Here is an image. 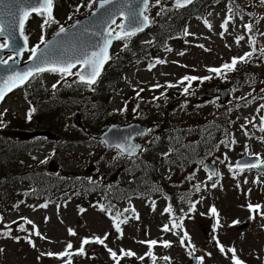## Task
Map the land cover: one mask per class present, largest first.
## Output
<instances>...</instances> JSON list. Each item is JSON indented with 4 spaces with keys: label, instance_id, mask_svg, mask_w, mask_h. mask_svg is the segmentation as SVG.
I'll return each instance as SVG.
<instances>
[{
    "label": "rangeland",
    "instance_id": "374dc122",
    "mask_svg": "<svg viewBox=\"0 0 264 264\" xmlns=\"http://www.w3.org/2000/svg\"><path fill=\"white\" fill-rule=\"evenodd\" d=\"M97 1L95 0L93 3L92 0H59L60 5L54 7L56 23L46 26L43 32L41 30L43 18L37 15L31 17L24 30V34L28 37L29 47L23 53L20 62L29 58L32 47L38 44L43 45L40 44L41 35L45 41L48 40L58 32L61 26L71 25L87 15ZM153 1L149 9L150 12L160 14L162 11H166V14H160L157 20L170 14L167 10L173 0H159V3L156 0ZM89 5L91 6L89 7ZM251 5L252 13H249L247 6L242 4L243 11L246 13L245 17L241 19L235 17L228 24L227 30L221 25L224 18L230 15L222 4L215 6L207 13L209 24H204L199 20L188 21L187 35L185 34L187 38L184 39V42H172L170 46L168 45L166 52L161 56L164 63L152 70L144 66H137V63L120 65L123 62L120 58L121 52L116 54V59L119 60L118 64L121 67V76L117 77L114 72L117 63L110 64L106 76L112 78L113 82H118L116 85L99 86V94L90 103L95 100L103 101L105 111L99 114L92 113L93 118L84 110L83 94L86 93V87L74 80L76 71L70 76L52 75L51 73L42 76L44 87L47 88V93L50 96L49 99L52 100L55 94H63L66 98L64 99L63 118L59 124H53L54 127L60 126L59 136L69 139V141L75 136L78 143L84 140L86 145H79L75 148L67 147L60 152L53 153L50 152L52 146L47 143L39 150V154H36L38 157L36 159L28 155L11 156L10 162L0 173V177L16 170H19V173H12V176H8L3 183H0V206L5 199L11 206L9 209L13 208L5 214L2 224H0V264H57L68 257L72 264H116L108 249L117 253L119 264H153V257L155 264H192L190 258L192 252L197 258H202L200 264H232L231 253L227 252L228 248H234L237 257L244 264H264V217L257 214L255 219L251 220L250 216L254 213H250L247 208L248 204L260 205L262 206L260 212H264V175L252 181V174L238 175L228 169L230 166L232 168L233 162L240 158L245 151L264 154V145L247 137L242 131V128L250 129L249 131L254 132L256 136L264 137V132H258L257 127H252L250 124L253 121L252 124L257 126L256 120L253 119L255 108L251 107L248 111L240 112L241 117H237L236 114L242 109L237 103L239 100L246 99V96L233 92V101L227 105V118L233 120L231 128L234 131V147L227 148L223 142L216 146V149L212 150V154L207 157L208 160L216 161L223 166V175L215 182V187L210 186L200 192L196 198L198 202L193 216L186 218L183 223H179V227H172L173 223H176V218L174 221L168 219V214L164 210V202L158 200L160 197L157 196L155 190L152 191L157 196L154 209L151 210L144 201L152 194L151 190L146 188L148 184H143V175H139L136 171L146 165L142 162L139 165L133 163L140 156L131 162L127 163V160L124 159L120 163L115 160L117 156L115 151L104 150L103 145L93 138V136L103 133L112 122L120 125L133 122L152 123L156 128L160 113L177 104L180 110L174 109L168 115L170 123L190 122V127H193L216 116H222L224 105L215 101L203 102L200 101L202 100L200 96H191L198 92L196 88L187 94H181L176 88L167 85L175 84L181 76L189 75L200 79L210 77V79H204L206 90L224 85V81L213 76L216 74L209 72L208 69L222 68L224 64L231 63L232 58L242 57L249 51L246 28L243 24L251 20L252 32L257 36L256 40L259 41L260 47L264 46V36L257 35L264 28V5L260 3V0H252L249 2L248 8ZM249 14L254 15V18H250ZM119 26L120 22H117L110 30L116 29L117 32ZM238 36L244 37L239 45L237 43ZM0 43L4 44L3 39H0ZM119 45L116 43L113 52H117ZM256 54L258 57H255ZM9 57L10 55L6 56L4 60ZM250 64L251 68L249 69L252 71L250 79L264 78V56L259 51L254 54ZM111 70L113 73H110ZM229 77H231L230 79L232 77H238V79L246 77L245 79H247L246 70L238 69ZM61 81H66L69 84L65 87L60 85L56 86L57 88L54 87L55 82ZM259 83L264 86V80ZM157 85L162 86L156 89L151 88V86L156 87ZM247 90L248 88L244 92ZM164 96L166 98L160 100V97ZM184 101L187 103H183ZM77 102L81 104L83 113ZM34 105L36 109L40 110L36 103ZM28 106L29 102L25 98V92L20 90L10 96L0 109V113L4 114L2 119L6 122L5 125L0 126V154L3 153L2 144L5 141H9L10 145L20 141L15 136L18 126L22 125L20 127L25 128L23 131L30 132L28 131L29 122L24 120ZM53 106L55 107L54 104ZM258 109L257 104L256 110ZM185 110L187 112L179 115L181 111ZM104 113L109 115L108 121L100 118ZM51 114L49 112L46 117L55 121L56 117ZM76 114L80 116L79 127L73 121ZM142 114L147 117H137ZM95 115L99 117H95ZM39 116H44V114ZM172 118H175L174 121H171ZM201 118L203 119L200 120ZM10 121L15 122V125H11ZM41 122L45 123L46 120L43 118ZM68 124L74 128L73 132L69 129ZM88 129L95 135L91 136ZM159 139L154 130H151L146 136L136 139V142L144 144V147L141 145L140 149L142 150L139 154H142L143 157L147 155L149 161V157L154 156L153 152L158 150ZM160 146L166 147L162 144ZM158 151L163 153L165 150ZM45 152L47 153L45 154ZM44 156H46L44 161H46L47 168L56 172L58 176L61 175L62 178L66 174H78L77 178L89 177L90 174L98 172L102 175V180L98 179L99 185L104 188H113L115 191H119V188L124 189L125 197L133 199L132 203L136 209L135 218L133 219L132 216L127 219L126 223H121V232L118 233L114 227V218L109 217L105 211L101 210L100 195L93 194L87 200L79 195L78 209L72 200H63L59 207H56L55 204L42 207V202L28 200L27 195H20L18 192H33L32 176H34V172L29 171L32 164L36 167L42 165L40 160ZM223 157L225 158L223 159ZM170 166H177L181 170L190 169L189 176L197 183L202 184L203 179H206V175L199 170L203 166L197 163L195 156L184 160L172 159ZM170 174L171 177H174L172 171ZM155 176L145 179L150 181ZM192 180L189 185L192 184ZM172 190L173 188H171ZM180 202L184 205L186 199H181ZM5 206L8 207V205ZM213 207L217 210L218 216L211 215L210 209ZM124 217V214L121 215L119 220L121 221ZM217 219L219 220L218 225ZM25 220L32 223H25ZM234 221H239V223L234 224ZM167 224L170 231H162ZM214 225H216L215 231H213ZM21 226H23V231L20 230ZM69 229L73 230L76 235H69ZM37 231L41 234L40 236L35 234ZM4 232L7 233L6 236H2ZM184 233H187V237L184 236ZM105 234H108V238L103 245L95 242L89 243L83 246V255L76 254L81 248L83 239L103 238ZM182 239L184 240L183 245L181 244ZM151 240L157 241V245L151 249L146 243H140V241ZM217 240L224 246L225 253L219 251ZM164 241L170 242L171 246L164 247ZM69 243L72 245L70 250L67 249ZM121 250L131 251L136 255L124 256ZM65 251H70L71 255L63 259L57 258L55 255H47V253L59 254ZM149 251L152 253L151 256L148 255ZM197 252L199 256H197ZM164 257L169 259L165 260Z\"/></svg>",
    "mask_w": 264,
    "mask_h": 264
},
{
    "label": "trees",
    "instance_id": "16d2710c",
    "mask_svg": "<svg viewBox=\"0 0 264 264\" xmlns=\"http://www.w3.org/2000/svg\"><path fill=\"white\" fill-rule=\"evenodd\" d=\"M224 1L230 6V8H232V10L238 12V9H236V0H196L193 3V5H191L189 8L185 10L174 11L172 8H168L167 12H170V14L156 21L155 19H157L160 16V14H166V11H162V13L160 14L155 13L157 14V16H155L154 13L149 11V14L151 15L154 21L153 28L148 32L149 39H147L146 41H140V39L137 38L130 39L132 40L130 44L126 48H124V50L121 52L120 58L123 62L120 65L124 66L138 62H145L147 64H150L156 59L157 56L156 53H160L166 50V48H168L172 42L176 41L175 39H177L182 35L185 29V24L187 23L188 20L196 16L202 17L204 15L203 12L206 9H208L213 5L220 4ZM53 4L55 6L60 5L59 0H53ZM150 7L151 4L149 6V9ZM116 60L117 59L115 54L113 57V63H117V64L114 72L116 73L117 77H120L121 67L118 64L119 60L117 61ZM107 72L108 70L106 69L105 74L101 79V83H100L101 87H103L104 85H110V86L116 85L118 82V81L113 82L112 78L107 77L106 76ZM110 73H113V70H111ZM34 79L31 80L30 83H28L24 89H25V98L29 102L30 108L35 109V111L33 112L30 121L25 119L26 117L24 118V120L29 122L28 127L29 130L31 131H45V130L56 129L58 128V126L54 127L53 124L54 123L59 124V122L62 120L64 113V102H65L64 99L66 98L63 94H55L52 100L49 99L50 96L47 93L48 92L47 88L44 87L43 81L40 79V77H37L35 80ZM60 86L65 87V85H60ZM99 89H100L99 87L97 89H93V87L88 86L86 87V93L83 94L84 110L88 112V114L92 116V118L94 117L92 113L99 114L105 111V105L103 101L95 100L92 103H90V101L94 100V97L99 94L98 93ZM68 92L69 91L67 90V93ZM60 96H63V98H60ZM35 103L40 110L36 109V106L34 105ZM77 103L82 109L81 104L79 102ZM53 104L55 105V107L53 106ZM49 112L52 113L51 115H54L56 117L55 121H53L51 118L46 117ZM82 113H83V109H82ZM41 114H44V116H39ZM37 116L39 117L35 120ZM95 117H99V116L95 115ZM137 117L146 118L147 116L145 114H142ZM227 117L228 114H226L224 120L221 121L227 120ZM43 118L46 120L45 123L41 122ZM100 118L106 119L107 121L110 119L107 113L102 114ZM216 119L220 120V117L216 116L213 120ZM119 122L122 121L119 120ZM10 123L11 125H15V122L13 121H10ZM45 125H49V126H45ZM20 126H18V130L25 129V128H21ZM89 132L91 133V136L95 135L92 131L89 130ZM227 132H228V127H223L219 125L217 120L215 122H211L208 126H205L203 128L201 137L198 136L197 137L198 140L192 144L186 145L185 143L179 140L174 139L175 141H173L171 139H164L163 145L170 148L172 150L171 153H174L173 151H175L177 154L183 155L184 157L181 158L182 160L189 159L191 158L190 154H192L190 148H193L194 152L196 153V151L199 152V148L204 145H209L211 143L217 146L219 144L217 137L226 134ZM226 137L227 135L224 136L223 139L225 140ZM67 144L68 143L66 140H60L58 143V147L56 148L57 152H59L61 149L67 146ZM31 147H32V143L30 142H19L17 144L10 145L9 141H5L2 144L3 153L0 154V165H2L0 166V173L4 171V168L10 162V158L12 155L15 157H21L22 155H26L29 153L28 151L30 150ZM177 154L174 155L179 157ZM142 157L143 156H140V158L137 159L138 161L135 160L137 161L136 164L139 165L142 162L146 165V167L139 168L136 171L139 175L141 176L143 175L144 178H150L153 175H155L156 172L153 173L152 170L153 166L148 162H146L145 160H142ZM165 157H166L165 155L162 157L160 156L159 159L164 160V162H168L170 165L172 159L169 161V157L167 158ZM115 160L117 159L115 158ZM122 161L123 158L118 159V162L121 163ZM108 171L110 173V170ZM32 172H34V176H32V183L34 187H33V192L29 194V197L34 201L36 200V201L46 202V200L54 199L57 201H61L62 203L63 200L66 199V200L75 201L78 208L79 195L83 196L84 199L87 200L90 196L96 194V195H100L99 196L100 199L103 198V203L100 204L101 208L103 207L107 212H115V209H119L117 204H115V200L117 198H124L126 196V192L124 191V189L119 188V191H115L113 190V188H104L103 186L99 185L100 181L99 180L97 181L96 179L93 183H91V179L89 180L84 177H79L77 179L71 178L65 180L61 178V175L58 176L56 172L47 168L46 164H42L39 167L35 166ZM6 176H11V175L7 173ZM156 176L158 177L157 178L158 185L155 187V181L153 180L151 184L150 193H152V191L155 190L156 192L162 194L164 193V190L167 189L168 193L170 194L172 193V197L175 198L176 200L189 199L190 202L191 199H193L199 193V191L196 190V187H192V188L186 187L183 190L171 191V186L165 182L166 180L169 179V176L166 175L161 178L157 173ZM68 180H72V181H68ZM145 181L149 182L147 181V179H145ZM106 195L109 196L107 200L111 199L109 203L111 208L104 204ZM5 205H8V207ZM9 207H11L9 203H7L4 200V203H2L0 206V212L5 213L13 209V208L9 209ZM173 213L175 215L184 214L185 216L183 218H189L192 216V210L189 211V208L186 205H183L182 207L178 205L177 208H173ZM6 235H7L6 232L2 233V236H6Z\"/></svg>",
    "mask_w": 264,
    "mask_h": 264
},
{
    "label": "snow or ice",
    "instance_id": "6c2138e0",
    "mask_svg": "<svg viewBox=\"0 0 264 264\" xmlns=\"http://www.w3.org/2000/svg\"><path fill=\"white\" fill-rule=\"evenodd\" d=\"M92 2L94 3L95 0H92ZM111 2H112V0H102L99 7L104 8L106 4H109ZM156 2L159 3V0H156ZM191 2H192V0H176V7L177 8L184 7L185 4H190ZM17 3L22 4L23 0H17ZM260 3L262 5H264V0H260ZM0 4H3V0H0ZM143 4H144V8L146 10L147 5H148V0H143ZM3 6L8 9V12H7L8 15L16 17L18 20L19 35L23 39V47L17 49V53H16L17 55H20L23 50H28L27 49L28 37L24 34V29H25V23L33 14L43 18V23L41 24L42 32L46 26H49L51 23H56L53 15H52L53 0H28L27 6L18 7L16 12H13L11 6H9L8 4H3ZM90 6L91 5H89V7ZM77 11H79V9H77ZM229 12L230 13L233 12L232 8H229ZM3 15H5V13L0 12V36H5V27H4V23L2 20ZM69 19H71V17H69ZM127 19H128L130 24L134 25V28L132 30H124L125 26L121 25L120 27L123 31V35L116 34L115 36H113V33L111 31H109L104 35L103 45L99 47L98 51L93 50L90 53L86 52L82 57H77V58L71 59V60H67V59L54 60V59H52V57L50 55V51L47 50L48 44L45 42L43 35H41L40 44L44 45L46 51H39V47H40L39 44L30 49L31 59L39 60L40 64L35 69H29L28 71L24 72L23 74L15 73L14 75L9 76L7 78V80L4 81L3 87H0V102H3L4 97H5L7 92L11 91L14 87H18L21 84H23L30 76L33 75V73H42V72L48 71V72H53V73H59L61 76H66V75L70 76V75L74 74L72 72V69L74 67H76L77 64H79L81 66V70L76 72L74 75L79 77V82H81V83H83L89 87L94 85L97 82V78L101 74V70L103 69L104 64H106L108 62V60L110 59L108 49L112 43V40L113 39L119 40V39H124L126 37H130V36L134 35L136 32L142 31L143 27L148 23V17L146 15H143L142 12H132L127 17ZM230 19H231V16L228 19H226L224 21V23L221 25V27L224 28L225 30H227V26L230 22ZM111 23H115V21L112 20ZM209 27H210V25H209ZM244 27L249 32L252 31V25L251 24L244 25ZM15 29H16V24L15 23L10 24V30L7 33L8 38H14ZM66 31L67 30L63 26H61L57 32V36H59L61 34H65ZM243 39H244L243 36L238 37L237 43H239ZM251 43L253 45H255L254 40L251 41ZM5 47H7L6 44L0 43V49H4ZM255 51H256V49L253 47V51L246 53L245 56L239 57V58L234 57L231 60V63L224 64L222 66V68H209L208 71L212 72V73H216L218 75L221 74L222 72H224L225 70L233 71V70H235L237 63L247 62L248 58L251 57ZM259 51H260L261 55L264 56V48L259 49ZM161 62L162 61H157V63H161ZM5 63H7V61L0 60V64H5ZM197 79H200V78H197L194 76L183 77L181 83H183L184 81H187L188 85H189L188 87H185L183 89L184 94H187L189 92V87L191 86V82L195 81ZM202 79H210V77H204ZM167 86L173 87L174 85L169 84ZM141 91H142V89H141ZM262 107H264V106H262ZM34 111H35V109H30L27 112L26 119L28 121L31 120L32 114ZM3 115H4L3 113H0V126H3L6 124V122L2 119ZM261 123L264 124V120H262ZM260 131L264 132V127H261ZM140 134H143V133H140ZM115 147L117 149H119L122 153L127 151L128 155H132L135 153L136 148L139 146L128 145L127 148H125V145L116 144ZM257 159H259V158L257 157ZM44 162H46V161H42V163H44ZM236 167L243 170L244 168H249V169L250 168H256V167H259V165L251 164V163L241 164L238 162ZM205 170L207 171V168ZM229 170L232 171L231 166H230ZM213 175H216V173L215 172H209L208 178L211 180ZM213 187H215V184H213ZM196 190L199 191V186H197ZM42 207H46V205H42ZM261 207L262 206H260V205H252V204L247 205V208H248L250 213H255V214H258V215H261L262 217H264V212H260ZM191 208L194 209L195 205L194 204L191 205ZM101 210L105 211V209L103 207L101 208ZM171 211H172L171 206H169L165 209V212L171 213ZM210 213L213 216H218V213H217V210L215 209V207L210 209ZM119 215L120 214L117 213L116 217L114 218V227L118 233L121 232L120 224L127 222L126 220L120 221ZM136 218L138 219V216ZM250 219H255V215L250 216ZM25 223L31 224L32 222L25 220ZM233 223L236 224V223H239V221H234ZM218 224H219V220L217 219V225ZM179 226L180 225L178 223H175V222L172 225V227H179ZM34 227L35 226L33 225V228ZM215 227H216V225H214L213 231H215ZM20 230L21 231L24 230L23 226L20 227ZM162 231H164V232L170 231L169 226L165 225L163 227ZM35 234L37 236L41 235L38 231ZM69 235H76V233L73 230L69 229ZM184 236L187 237V233H184ZM41 238H43V237H41ZM107 238H108V234H105V236L103 238L95 237L94 240H89L87 238L83 239L81 242V248L78 250V252L76 254L83 255L84 254V247L83 246L87 245L89 243L95 242L97 244L103 245L104 241ZM29 243H31V241H29ZM140 243H146L148 245L149 249H151L153 246L157 245L156 240L140 241ZM183 243H184V240L182 239L181 244L183 245ZM216 243H217V246L219 248V251L221 253H225L224 246L221 245L218 240L216 241ZM163 246L164 247H170L171 244L168 241H164ZM67 249H69V250L72 249V245L70 243L67 245ZM108 251H109L111 258L114 261H116V264H119V259L117 257V253L115 251H112V249H108ZM121 251H122L124 256L132 257V256L136 255L134 252H131V251H124V250H121ZM227 252L231 253L230 258L232 260V264H244V262L237 257L236 250L234 248H228ZM47 255H49V256L55 255L57 258L63 259L64 257L70 256L71 252L65 251V252L59 253V254L47 253ZM148 255L149 256L152 255L151 251H149ZM141 259H143V257H141ZM164 259L168 260L169 258L164 257ZM201 261H202V258H201ZM67 264H72L70 259L67 261ZM153 264H155V258L154 257H153Z\"/></svg>",
    "mask_w": 264,
    "mask_h": 264
},
{
    "label": "water",
    "instance_id": "95a60500",
    "mask_svg": "<svg viewBox=\"0 0 264 264\" xmlns=\"http://www.w3.org/2000/svg\"><path fill=\"white\" fill-rule=\"evenodd\" d=\"M101 2L102 0L98 1L96 7L88 15L76 21L72 25L66 27L65 29L67 31L65 34L57 36L56 33V35H54L50 40L46 42L48 44L47 50L50 51L52 59L71 60L77 57H82L86 52L90 53L93 50L98 51L99 47L103 45L104 35L107 33L108 28L113 24L111 23L112 20L116 21L118 18H122V25L125 26L124 30H132L134 28V25L129 23L127 17L132 12H142L144 15L145 8L143 0H112V2L106 4L104 8L99 7ZM3 4H8L9 6H11L12 11L16 12L18 7L27 6L28 0H23L22 4H18L17 0H3ZM3 4H0V12L5 13V15H3L2 17L5 27V36H0V39L5 40V44L7 45V47H5L4 49H0V60H3V58L8 54H12V58L8 59L7 63L0 64V87H3L4 81L7 80L9 76L14 75L15 73L23 74L29 69H35L40 64L39 60H33L31 59V57L28 61L20 63L22 53L26 50H23L20 55L16 54L17 49L23 47V39L19 35L18 20L16 17L7 14L8 9L5 8ZM13 23L16 24L14 38H8L7 33L10 30V24ZM148 25L149 23H147L143 27L142 31H144L148 27ZM120 30V34L123 35L122 29ZM114 40L116 39H113L112 43ZM110 47L108 49V53ZM39 51H46L44 45L39 49ZM34 74L37 73H33V75ZM23 84H21L20 86H22ZM18 87H14L11 91L7 92L4 98H6L13 90ZM227 93L228 90L222 91V95H220L222 101H224ZM205 97L206 96H204V98ZM211 97L212 96H207L205 99H209ZM78 119V116H75L76 124H78ZM151 127V125L142 126L137 123H132L126 126L110 125L100 136L97 137V139L105 144L106 149L116 148V144L125 145V148H127L128 145H135L133 143L134 137H137L138 135H140V133H143ZM15 135L20 140H30L37 136L38 133L18 131L15 133ZM46 135L50 139L53 138V135ZM140 148L141 146L137 147L135 153L132 155H128L127 151L123 152V154L127 156H133L139 151ZM206 168L209 169L210 167L207 165ZM2 181L3 178H0V182Z\"/></svg>",
    "mask_w": 264,
    "mask_h": 264
}]
</instances>
